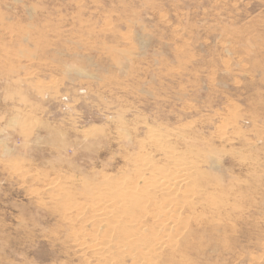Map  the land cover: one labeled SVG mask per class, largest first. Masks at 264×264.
Masks as SVG:
<instances>
[{"label":"rangeland","instance_id":"rangeland-1","mask_svg":"<svg viewBox=\"0 0 264 264\" xmlns=\"http://www.w3.org/2000/svg\"><path fill=\"white\" fill-rule=\"evenodd\" d=\"M153 140L206 190L169 263L264 264V0H0V264H97L66 204Z\"/></svg>","mask_w":264,"mask_h":264},{"label":"bare ground","instance_id":"bare-ground-1","mask_svg":"<svg viewBox=\"0 0 264 264\" xmlns=\"http://www.w3.org/2000/svg\"><path fill=\"white\" fill-rule=\"evenodd\" d=\"M153 143L170 161V167L152 168L144 154L138 159L132 177L123 173L112 186L107 182L105 189H113L114 195L97 196L90 203L86 202L87 205L66 204L68 209H76L83 215L88 214L86 210L90 211L86 218L98 221L93 230L84 229L75 235L74 242L85 253L91 251L97 264H124V253L136 258L134 264L171 262L179 251V236L183 235L184 229L187 231L190 217L200 208L197 197L206 190L200 183L202 174L198 173L195 163L178 152L165 149L157 140ZM186 210L190 215H184ZM102 226L107 231L100 235L97 229ZM117 232L121 236L114 237ZM111 250L116 252L115 256Z\"/></svg>","mask_w":264,"mask_h":264}]
</instances>
